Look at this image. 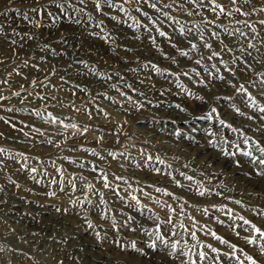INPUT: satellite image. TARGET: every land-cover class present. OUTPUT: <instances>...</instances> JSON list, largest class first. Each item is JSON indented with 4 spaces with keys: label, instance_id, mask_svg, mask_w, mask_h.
Wrapping results in <instances>:
<instances>
[{
    "label": "rangeland",
    "instance_id": "1",
    "mask_svg": "<svg viewBox=\"0 0 264 264\" xmlns=\"http://www.w3.org/2000/svg\"><path fill=\"white\" fill-rule=\"evenodd\" d=\"M221 2L227 4L228 0ZM40 3L46 4L52 15H41V26L37 28L15 11L34 19L35 14L30 11L33 0H0V13H6L0 15L4 29L0 33V81H7L0 83V96L6 97L0 100V117L4 118L0 120V148L5 149L0 153V247L5 249L0 253V264H180L185 257L169 258L162 247L146 248L155 239L157 224L165 239L180 241L178 252L187 251L185 241L189 246L196 244L189 231H195L201 243L218 249L214 253L210 248H193V252L202 250L208 254V259L199 264H249L246 255L264 264V240L240 219L242 216L258 227L264 225V177L256 175L264 170V165L253 164L251 157L244 155L252 152L259 156L251 141L244 143L245 136L260 140L264 146V135L253 131L261 125L258 117L264 113L249 107L247 94L227 83L232 80L237 87L243 84L264 105V77L257 75L264 72V64L257 62L264 60V45L260 43L264 31L255 39L249 33V39L260 51L247 49L245 53L238 49L246 48L249 39L226 37L221 32L224 43L233 49L226 52L207 30L203 33L205 40L199 39L200 30L194 26L200 24V15H187L190 6L179 7V0H113V4H123L127 13L109 7L103 0L100 11L94 9L93 0H85L83 5L79 0H69L72 6L66 3L64 10L47 0ZM152 3L159 12L150 7ZM242 3L238 0V6ZM252 3L258 8L264 6V0ZM166 4L171 7H164ZM76 8H83L84 12H77ZM164 12L173 19L164 16ZM204 14L211 18L210 13ZM113 16L117 19L113 20ZM235 18L254 23L264 19V12L254 13L251 18L237 14ZM181 27L186 30L183 35ZM231 27L249 31L234 22ZM256 27L260 29L258 24ZM157 29L167 35L160 36ZM13 40L15 45L11 44ZM189 41L197 44L196 50L191 49ZM204 42L212 44V49L203 47ZM181 51L189 55L182 56ZM212 51L220 52V57L207 59ZM235 57L241 59L233 63ZM197 59L200 64L195 63ZM245 59L254 70L245 69ZM24 60H28L27 66ZM144 64L149 66L143 67ZM153 64L161 72L155 71ZM214 64L216 68L212 67ZM185 72L188 75H183ZM220 75L224 81L217 78ZM201 79L208 88L199 83ZM33 80L37 81L35 86ZM178 84L194 95H188ZM16 92L20 95H13ZM196 96H204L207 102ZM137 104L143 106L137 109ZM177 104L186 111L177 108ZM212 107L217 108L219 118L240 131L221 125L216 114L211 119L202 118ZM236 108L245 115L237 114ZM37 110L42 116L51 112L65 123L75 122L81 127L87 124L89 131L69 138V131L59 124L46 123L42 116L35 115ZM249 115L257 119L248 120ZM35 128L40 132L33 131ZM100 137L103 140L98 142ZM92 150L98 155H92ZM222 150L235 155L225 156ZM109 152L118 155L113 159ZM25 164L27 167H23ZM33 167L38 169L35 174L30 172ZM157 168L159 172L155 171ZM101 170L108 174L112 188H103ZM116 176L124 177L127 183L116 180ZM53 179L58 183L53 184ZM13 180L19 187L11 183ZM69 181L75 183V191ZM89 183L95 186L91 192L85 188ZM201 185L209 190L205 196L198 195ZM156 188L166 189L179 199L157 192ZM50 192L56 195L49 196ZM101 192L107 202L104 205L99 204ZM132 195L139 199V205L131 199ZM236 200L241 204H236ZM166 205L176 212L170 213ZM101 210L107 211V219L101 218ZM169 216L177 225L175 229L162 223ZM128 217L133 220L128 221ZM113 219L118 230L112 227ZM88 220L97 225L95 231L87 227ZM180 223L185 228H179ZM126 224L138 230L132 231ZM145 229L153 234L149 236ZM96 231L102 239H96ZM171 231L177 233L175 237ZM211 232L235 244L236 249L221 244ZM245 237L256 242L248 244ZM116 241L126 246L136 241L147 257L130 247L122 250Z\"/></svg>",
    "mask_w": 264,
    "mask_h": 264
},
{
    "label": "snow or ice",
    "instance_id": "2",
    "mask_svg": "<svg viewBox=\"0 0 264 264\" xmlns=\"http://www.w3.org/2000/svg\"><path fill=\"white\" fill-rule=\"evenodd\" d=\"M125 2H127V0H125ZM141 0H137V3H140ZM146 2V0H145ZM47 3H51V4H55L56 8L59 10H64L65 9V4L67 3L69 7H71L72 5L69 3V0H65V3H59L58 0H47ZM79 3L81 5H83L85 3V0H79ZM94 3V9L96 11H100L102 8V4H101V0H93ZM103 3L108 5L109 7H117L120 9V11L127 13V9L123 6V4H113V0H103ZM184 4H188L190 7L186 10L187 11V15L192 16V15H200L201 17V22L198 25H195L194 27H196L197 29L200 30V35H199V39L201 41L205 40L204 37V31L207 30L209 33V36L211 38L216 39L217 41H219V43L221 45H223L222 51H226V52H232L233 49L231 47H229L228 44L224 43V40L221 38V32H223L225 34L226 37H235V36H240V37H244L246 39H249V33L252 34L251 39H255L256 37L260 36V32L264 31V19H259L258 21L254 22V23H250L249 19H239V18H235L237 17V14L239 17H247V18H251V16L254 13H258V12H264V6L261 7H256L255 4L252 3V0H243L242 4H239L238 6V0H228L227 4H224L223 2H221V0H179V7L183 8ZM194 6V7H193ZM150 7L153 9H156L157 12L160 11L159 8H157V5L155 3L150 4ZM164 7L168 8L171 7V5H164ZM245 7H247V10H245ZM197 9H203L204 12H197ZM77 12H84L83 8H76L75 9ZM17 11L18 14L23 15V18L25 20H29L30 23H32L35 27H40V20L39 18L41 17V15H46V16H51L52 13L47 11V5L46 4H41L40 0H33V4L30 7V11L31 13L35 14V18L34 19H30L29 15L27 13H20L19 10H15ZM136 11H140L139 8L136 9ZM210 13L211 14V18H209V16L205 15L204 13ZM6 13H0V15H4ZM144 16H148L147 12L143 13ZM164 16L168 17L169 19H173V17H170L169 14L167 12L163 13ZM91 18V17H89ZM229 18H235L234 21L233 19H229ZM113 20L117 19L115 16L112 17ZM149 19H151L149 17ZM228 21L227 24H225V21ZM77 24H79V20L75 21ZM153 23H155V21H152ZM177 23H179V21H176ZM236 23V24H242L245 28H247L249 31L245 32L242 31L240 28H235L233 29L231 27L232 23ZM260 26V29L258 30L256 25ZM4 29L2 26H0V33H3ZM15 32V30H13ZM157 31H159V35L160 36H166L167 34L164 31H160L159 29H157ZM185 28L181 27L180 32L183 35L185 33ZM192 29L189 28L187 29V32H191ZM18 34V33H17ZM27 35V34H25ZM29 39H31V37H29ZM251 39H249V42L247 44V47L245 48L244 46H240L239 47V51L241 53H245L247 51V49H254L255 51L259 52L260 49L257 47L256 44L251 42ZM153 43L155 44V40H153ZM191 49L192 50H196L197 49V44L196 43H192L191 41H189ZM261 45H264V37H261L260 40ZM12 45L16 44V41L13 40L11 41ZM21 48L23 47V45L20 46ZM45 48L48 47L47 44L44 45ZM173 48H176L177 45L176 44H172ZM203 47L211 50L212 49V44L204 42L203 43ZM128 51H131V49H128ZM182 56H188V52L186 51H181L180 53ZM221 53L217 52V51H212L211 55H209L207 57V59L212 60L213 57H220ZM248 56H251L252 53L251 52H247ZM165 58H168L167 56ZM43 59V58H42ZM241 57H235L233 60V63H235L236 60H240ZM253 59L255 60L256 58L253 57ZM173 62H175L174 58H173ZM258 63L264 64V60H258ZM0 63H3V60L0 59ZM24 65L27 66L28 65V60H24L23 61ZM196 64H200L201 60L197 59L195 61ZM220 63L225 64V67L227 68V64L223 61V59L220 60ZM244 65H245V69L247 70H254L252 69V66L250 64L247 63V60L245 59L243 61ZM148 64H144L143 67H148ZM152 68L157 71V72H161V69L158 68L155 64L151 65ZM33 68L39 70L37 65H32ZM213 68H216V65H212ZM15 71V69H14ZM53 74H55V69L52 70ZM192 71H195V69H192ZM229 71H231L229 69ZM217 72H219V69H217ZM19 74V73H17ZM9 75H11V73H9ZM183 75H188L187 72L183 73ZM197 75H199V73H197ZM211 75V74H210ZM232 75L235 76V72H232ZM258 76L264 77V72H259L257 73ZM219 80L224 81L225 77L223 75H220L217 77ZM47 79V77H46ZM61 79H63V77H61ZM0 83H7V81H0ZM32 85L35 86L37 81L33 80L31 81ZM200 84L204 85L205 88H208L209 85L205 83L204 79H201L199 81ZM227 83L229 85H231L233 88H236L237 92H242V93H246L247 94V98L250 102L249 107H252L253 109L258 110L259 113H264V105H260L259 102L256 100V97L252 95V93L248 92V90L244 87L243 84H240L239 87H237L235 84H233L232 80H228ZM254 83V82H253ZM261 83H264V80L261 81ZM178 87H180L181 89H183L184 91L188 92V90L184 87L183 84H178ZM77 87H79L77 85ZM129 87H131L129 85ZM81 91H85V89H81ZM13 95L19 96L20 93L16 92L13 93ZM121 95H125L124 93H121ZM141 95H143V93H141ZM188 95L192 96L194 95L191 92H188ZM41 99H43L44 97H40ZM197 100L200 101H205V97L204 96H196L195 97ZM6 99V97L0 96V100ZM127 99L129 101H132V97L128 96ZM115 102V101H114ZM143 105L137 104L136 107L137 109H139L140 107H142ZM177 108H181V106L179 104L176 105ZM76 111H80L79 108L75 109ZM7 111L11 112L13 111L12 108H8ZM100 112H103V109H99ZM181 111H186V109L181 108ZM236 113L239 114L240 116H244L245 113L241 112L239 108L235 109ZM216 114L217 118L219 119V123L229 129H231L233 132H239L240 129L238 128H234L232 126V124L230 123H226V121L224 119L219 118V113L217 111L216 107H212L211 111L202 118H207V119H211L212 115ZM35 115L38 117H41L42 114L37 110L35 111ZM105 115H107V113H105ZM42 118L45 120V122H50L52 124H59L64 130L69 131L70 132V136H74L77 133H79L80 135H84L89 131V126L87 124L83 125V127H81L79 124L75 123V122H70V123H65L64 119H60L58 116L53 115L51 112H48L46 116H42ZM91 114L89 113V119H91ZM3 117H0V120H3ZM248 120H254L257 119V117L251 116L249 115L247 117ZM258 119L260 121H262L261 125L255 129H253V131L255 132H259L262 135H264V116H259ZM5 123H9V121L5 120ZM13 127H15V125H12ZM33 131L35 132H40L39 128H35L33 129ZM26 136L28 135V133H24ZM61 135L63 133H60ZM41 135H43V133H41ZM241 135H243V133H241ZM100 140H103V137H100L98 139V142ZM251 141V145L254 146V150L256 152L259 153V156H253L252 152H246L244 153V155L251 157V162L253 164H259V165H264V146H261L260 140L258 139H254L253 137H249V136H245L244 137V143L245 144H249V142ZM224 143H227V141H223ZM48 143L51 144L53 143L52 140H48ZM211 143V141H210ZM58 146V145H57ZM5 152V149L0 148V153ZM223 155L225 156H229V155H235L234 153H229L227 151H223ZM17 155L23 156V153H18ZM92 155H98V153L95 152V150H92ZM109 156H111L113 159H115L117 157V153L115 152H109L108 153ZM119 155H123V153H119ZM25 159H27L25 157ZM100 159H104V157H100ZM148 159H152V157H148ZM157 160H159V157H157ZM73 163H75V161H73ZM160 163H163L162 160H160ZM82 166V165H81ZM237 166H239V162H237ZM23 167H27V165H23ZM209 167H211V165H209ZM0 171H3V161H0ZM38 169L33 167L30 169V172L35 174L37 173ZM58 172H61L62 175V171L61 169H57ZM93 171H96L95 167L93 168ZM155 171L159 172L160 169L157 168L155 169ZM181 175H183V173H181ZM256 175L264 177V170H260L256 173ZM34 180L36 179L35 175H33L32 177ZM11 179V178H9ZM81 179H84L83 177H81ZM101 179L103 181V188L105 189H109L112 188V185L109 182L108 179V174L106 172H103L101 170ZM116 180H122L125 183H127V180H125L124 177L122 176H116L115 177ZM185 179L187 180H192L193 177L191 176H185ZM40 181L37 180V183H39ZM12 184H14L16 187H19L18 184H16V182L13 180L11 181ZM53 184H57L58 182L53 179L52 180ZM69 183L72 184V189L73 191H75L76 189V185L75 183H73L72 181H69ZM177 185L180 186L179 181H177ZM130 186V185H129ZM94 185L89 183L87 185H85V188L91 192L94 189ZM116 187H119L118 185ZM201 190L198 191V195L199 196H205L208 193V189H203L202 185L200 186ZM221 187H224L223 184H221ZM157 192H163L164 195L172 197L173 199H179V197H175L173 195V193L168 192L166 189H161V188H156L155 189ZM0 191H3V188L0 187ZM61 191H63V189L61 188ZM114 193L119 196L118 192H115V189H113ZM49 196H55L56 193L55 192H50L48 193ZM145 196L148 195V193H144ZM216 195H220L219 192L216 193ZM121 199H123V197H120ZM85 199H87V197H85ZM131 199L133 201L136 202L137 205L140 204L139 199L135 196L132 195ZM236 204H241L240 200H236L234 201ZM72 203H76L75 201H72ZM83 203V202H81ZM88 203H91V201H88ZM106 200L104 198V194L103 192L99 193V204L100 205H104L106 204ZM156 203L160 204V201H156ZM185 203H187L185 201ZM163 206V205H162ZM166 207L168 208L170 213H175L176 209H174L171 205H166ZM56 211H61L60 208H57ZM205 212H207V209H204ZM229 214H231L232 210L229 209L228 210ZM101 218L102 219H107V211L105 210H101ZM128 221H132L133 218L132 217H128L127 218ZM156 219L158 220L159 217L157 216ZM240 219L243 221L244 225H249L250 229L252 232L256 233L259 239L264 240V225H262L261 227H258L255 223H252V221L245 219L244 217H240ZM5 224H7V221H4ZM162 223H164L166 226L167 225H171L173 229H175L177 227L176 224L173 223V220L171 218V216H169L165 221H162ZM125 226L130 227V224H126ZM193 226H195V222L193 223ZM87 227L89 229H92L95 231L97 225L93 224V222L91 220L87 221ZM112 227L113 229H117L118 230V226L117 223L115 221V219L112 220ZM142 227V226H141ZM179 228H185L183 223H180L178 225ZM132 231H137V228H131ZM149 236H151L153 233L148 231L147 229L144 230ZM161 227L159 224L156 225L155 227V239L151 240L150 242H148L146 244V248L149 250H153V249H157L158 247H162L165 251V253L167 254V256L169 258H172L174 255L179 258V257H185L186 259H181L180 264H199L200 261H205L206 259H208V254L205 251H196L193 252V248H196L197 246H199V248L203 249V248H210L212 252H218L217 248L212 247V245L208 244L205 245L203 243H201L198 238H197V234L195 231H189L188 229H185V231H189V235L191 240L196 241V244L189 246L187 244V241H185V247H187V251H177L178 250V246L180 245V241L179 240H175V241H171L170 239H165V236L161 234ZM176 232L175 231H171V236L175 237L176 236ZM107 234L105 233V236ZM211 235L213 236L214 239L218 240L221 244H226L228 245L230 248H232L233 250L236 249V245L235 244H230L229 241L227 239L222 238L221 236L217 235L216 232H211ZM237 235H239V233H237ZM95 237L97 240L102 239L101 237V233L99 231L95 232ZM245 240L248 244H253L256 242V239L253 238H248L245 237ZM159 242V245L158 243ZM116 245L118 247H120L122 250H126L127 247H130L131 249L135 250L136 253H138L140 256L142 257H147V253L145 252L144 249L137 247V243L136 241H132L130 243V245H123L121 244L119 241L115 242ZM169 249H171V251H169ZM5 249L0 247V253L4 252ZM262 254H264V246H262L261 249ZM193 256L196 257V259H193ZM246 259L249 262V264H258L257 260L253 258V256L251 255H246ZM60 264H63V262L61 261ZM239 264H243V261H240Z\"/></svg>",
    "mask_w": 264,
    "mask_h": 264
}]
</instances>
